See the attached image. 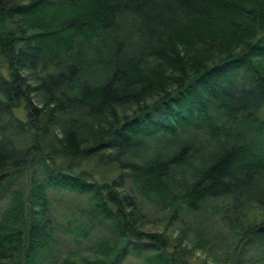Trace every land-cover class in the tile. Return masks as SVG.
<instances>
[{
  "label": "trees",
  "instance_id": "16d2710c",
  "mask_svg": "<svg viewBox=\"0 0 264 264\" xmlns=\"http://www.w3.org/2000/svg\"><path fill=\"white\" fill-rule=\"evenodd\" d=\"M52 189L116 237L57 264H187L138 196L263 239L264 0H0V264L42 261Z\"/></svg>",
  "mask_w": 264,
  "mask_h": 264
},
{
  "label": "rangeland",
  "instance_id": "374dc122",
  "mask_svg": "<svg viewBox=\"0 0 264 264\" xmlns=\"http://www.w3.org/2000/svg\"><path fill=\"white\" fill-rule=\"evenodd\" d=\"M50 214L53 218V237L50 247L44 251L39 264H57L65 257L81 260L83 257H104L106 248L115 240V233L106 221L88 218L90 208L88 197L67 190L50 191ZM3 200L0 210L8 206ZM138 204L145 219V230L165 231L170 243L184 228L185 239H181L178 249L182 250L187 264H264V238L253 243L245 254L232 250L231 238L220 231L215 215L183 210L171 222L166 212L138 196ZM194 236L200 237L194 239ZM197 240L199 247H193L190 240ZM151 252L147 249L131 247L120 264H148L145 257Z\"/></svg>",
  "mask_w": 264,
  "mask_h": 264
}]
</instances>
